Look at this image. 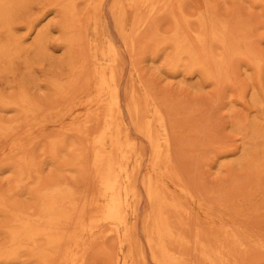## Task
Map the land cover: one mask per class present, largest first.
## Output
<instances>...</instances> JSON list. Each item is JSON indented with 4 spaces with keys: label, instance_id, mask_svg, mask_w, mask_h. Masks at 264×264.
<instances>
[{
    "label": "rangeland",
    "instance_id": "1",
    "mask_svg": "<svg viewBox=\"0 0 264 264\" xmlns=\"http://www.w3.org/2000/svg\"><path fill=\"white\" fill-rule=\"evenodd\" d=\"M158 245L264 264V0H0V264Z\"/></svg>",
    "mask_w": 264,
    "mask_h": 264
},
{
    "label": "bare ground",
    "instance_id": "2",
    "mask_svg": "<svg viewBox=\"0 0 264 264\" xmlns=\"http://www.w3.org/2000/svg\"><path fill=\"white\" fill-rule=\"evenodd\" d=\"M174 15V14H173ZM175 19V18H174ZM182 25V24H181ZM197 54V53H196ZM203 55V54H202ZM174 61V60H173ZM119 66V65H118ZM113 74V73H112ZM112 76V75H111ZM104 77V76H103ZM102 77V78H103ZM111 78H113V77H111ZM112 81H113V79H112ZM113 84H114V82H113ZM117 99V98H116ZM123 112V111H122ZM105 115H107V114H105ZM154 115V114H153ZM110 116H112V115H110ZM158 116V115H157ZM106 117V116H105ZM113 117V116H112ZM92 124V123H91ZM114 124V123H113ZM117 125V124H116ZM112 126V125H111ZM110 126V127H111ZM147 137V136H146ZM119 138V137H118ZM149 139V138H148ZM114 141V140H113ZM118 144V143H117ZM116 144V145H117ZM120 145V144H119ZM115 148V147H114ZM117 148V147H116ZM88 150V149H87ZM114 152H115V150H114ZM96 154V153H95ZM94 154V155H95ZM91 158V157H90ZM97 166V165H96ZM23 171V170H22ZM150 182V181H149ZM114 183V182H113ZM114 185V184H113ZM158 197V196H157ZM116 199V198H115ZM115 201V200H114ZM75 218V217H74ZM63 222V221H62ZM44 223V222H43ZM42 223V224H43ZM36 225V224H35ZM35 229V228H34ZM30 234V233H29ZM35 234V233H34ZM158 249L161 251V255H162V259L164 260V262L166 263V264H168V262H172L169 258H168V256H167V254H166V252H165V250H164V246H162V245H158ZM88 249V248H87ZM208 249V248H207ZM197 250V249H196ZM206 255V254H205ZM84 256V255H83ZM211 258V257H210ZM211 260H212V258H211Z\"/></svg>",
    "mask_w": 264,
    "mask_h": 264
}]
</instances>
